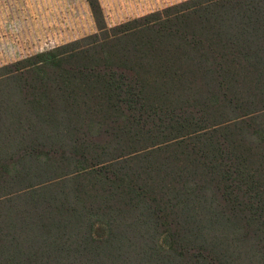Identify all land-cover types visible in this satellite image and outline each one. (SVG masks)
Segmentation results:
<instances>
[{
    "label": "trees",
    "instance_id": "obj_1",
    "mask_svg": "<svg viewBox=\"0 0 264 264\" xmlns=\"http://www.w3.org/2000/svg\"><path fill=\"white\" fill-rule=\"evenodd\" d=\"M0 66V264H264V0H183Z\"/></svg>",
    "mask_w": 264,
    "mask_h": 264
},
{
    "label": "crops",
    "instance_id": "obj_2",
    "mask_svg": "<svg viewBox=\"0 0 264 264\" xmlns=\"http://www.w3.org/2000/svg\"><path fill=\"white\" fill-rule=\"evenodd\" d=\"M98 1L104 22L110 26L148 12L144 10L183 0ZM40 5L48 6V11L40 12ZM94 32L96 25L87 0H0V56L14 55L44 39L53 47Z\"/></svg>",
    "mask_w": 264,
    "mask_h": 264
},
{
    "label": "rangeland",
    "instance_id": "obj_3",
    "mask_svg": "<svg viewBox=\"0 0 264 264\" xmlns=\"http://www.w3.org/2000/svg\"><path fill=\"white\" fill-rule=\"evenodd\" d=\"M41 7H42V9L40 8V12H46V11H48V8H49L48 6L47 7H44L42 5ZM157 8L154 7V8H151L150 10H144V11L151 12V11L157 10ZM158 9H160V8H158ZM48 47L52 48V43L50 42V40L44 39V40H41V43H38L37 45H34L32 47H28L26 49H25V47H23L21 50L18 49L16 51V53H14V55L0 56V66L1 65H4L6 63H10V62H13L15 60H18L19 58H22V57H24L26 55L32 54L30 52H33L34 53V52H36V50H39L40 48L48 49Z\"/></svg>",
    "mask_w": 264,
    "mask_h": 264
},
{
    "label": "built area",
    "instance_id": "obj_4",
    "mask_svg": "<svg viewBox=\"0 0 264 264\" xmlns=\"http://www.w3.org/2000/svg\"><path fill=\"white\" fill-rule=\"evenodd\" d=\"M50 47H48V49H49ZM44 50H46L45 48H40L39 50H36V52H34V53H37V52H40V51H44ZM30 53H32V54H34L33 52H30ZM29 55H31V54H29ZM27 56V55H26Z\"/></svg>",
    "mask_w": 264,
    "mask_h": 264
}]
</instances>
